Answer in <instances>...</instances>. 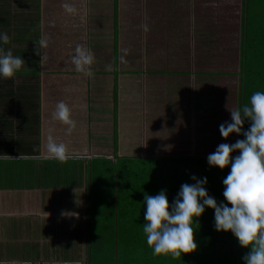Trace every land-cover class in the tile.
Returning a JSON list of instances; mask_svg holds the SVG:
<instances>
[{"label": "crops", "instance_id": "1", "mask_svg": "<svg viewBox=\"0 0 264 264\" xmlns=\"http://www.w3.org/2000/svg\"><path fill=\"white\" fill-rule=\"evenodd\" d=\"M79 1L80 7L71 10L76 18L89 8L88 0L84 6ZM182 1L97 0L98 20L84 18V28H77L72 40L78 33L97 36L107 30L116 49V24L127 18L125 24L132 31L127 40L130 49L138 48L141 59L135 65L143 69L142 79L133 84L132 91L149 95L156 88L158 92L153 91L148 110L145 105L133 106L131 101L119 99L116 81L112 89L109 83L98 82L103 76L96 81L89 77L87 68L73 71L78 60L64 63L66 59L60 61L54 53L41 60L37 54L41 38L51 40L53 32L55 39L58 28L74 29L66 22V26L56 25L57 15L68 14L61 0L44 2L48 25L43 27L42 0H0V33L10 38L8 43H0V49L25 60L12 78H0V264L93 262L88 249V165L100 154L98 145L106 136L116 139L120 114L125 110L129 115H123L131 117L136 128L140 125L145 139L157 143L160 154H164L163 147H173L168 155L195 151L199 144H221L219 126L232 107L226 111L216 100L206 98L220 92L226 101L237 95L232 89L230 63L215 55L202 59L193 55L184 65L183 59L158 53L171 44L165 43L166 33L182 28L186 32L188 19L194 18L189 12L194 9L193 0ZM55 44L48 43L44 49L56 50ZM62 78H68L65 84ZM105 89L111 91L110 99ZM61 103L67 109L63 119L56 115ZM73 118L79 121L75 126L69 123ZM64 129L67 134L63 136ZM53 144L80 150L66 152L68 158L60 160L51 158ZM116 158L114 150L113 160ZM63 212L78 215L64 216Z\"/></svg>", "mask_w": 264, "mask_h": 264}, {"label": "trees", "instance_id": "2", "mask_svg": "<svg viewBox=\"0 0 264 264\" xmlns=\"http://www.w3.org/2000/svg\"><path fill=\"white\" fill-rule=\"evenodd\" d=\"M42 1L41 13L44 14L41 15V26L43 27L44 23L48 25V11L44 5V2L47 3L48 0ZM61 1L68 10V14H66L68 16L66 17L65 14L57 15L56 25L58 27L61 23L63 25V22H66L71 26L77 25V28L82 30L84 24L81 23L86 21L85 19L98 20L95 19L98 14V9H96L97 0H88V10L86 9L84 15L80 13L83 18L80 17V14L79 18H76L77 13H74L75 10L71 12L76 5L80 6L79 0L76 2L75 0L71 2ZM172 1L176 3L179 0ZM182 2L188 4L192 0ZM82 3L84 6V0ZM193 3L194 9H190L189 12L193 13L191 16L194 18L193 20L188 19L186 23L187 31L185 32L182 28V30L178 29L179 32L166 33L165 43L171 44L169 47H163L161 52L158 53L160 56L172 60L183 59L185 61L184 65L188 64L193 55H197L200 59L215 55L222 61L223 59L227 60L232 66L229 74H232V89L237 95L232 96L230 99L227 97L228 99L225 101L221 95L222 93L217 94L214 92L217 97L211 95L206 99L208 101L216 100L215 104L221 105V108L226 111L231 109L230 107L232 109L241 107L248 102L249 97L253 94L249 91V88H256L258 84L262 85L259 91H264V65H262L264 64L262 58L264 57V13H255L251 6V0H193ZM177 18L182 19L183 15ZM255 18L260 19L256 20ZM125 19H122L123 22L118 21L116 24L118 35L116 49L113 48V41L108 39L112 37L111 31L106 30L105 33H98L97 36L92 33H85V35L78 33L77 39L74 41L78 50L73 58H75L74 61L78 60L79 63L74 65L72 69L78 72L83 67L87 68L89 69V77L96 81L97 78L103 76V79L101 78L102 80L98 82H103L104 85L109 83L112 89H114V81H116L115 88L120 97L119 99H127V101L132 102L133 106L145 105L150 110L151 96L158 92H156V88L149 95L132 91L133 84H139L140 79H142L143 69L142 65H135L141 59V54L138 52V48L130 49L129 40L127 39L132 31L125 24L128 19L127 21ZM226 22V27L221 28ZM46 29L48 30V28ZM57 35L54 39L52 32L50 34L51 40H47V38H41V40L48 41L47 45L48 43L52 45L53 42L57 44L59 41ZM249 51L255 52L251 56L257 57L261 62V64L256 62L253 64L260 65L255 69L250 68L251 64L248 62ZM40 53L45 58H48L52 53H56L54 57L58 58L59 54L57 49L48 50L44 47H41ZM114 59L116 60L115 66ZM57 71L61 75L66 73L60 70L59 67ZM253 84L254 86H252ZM105 92L109 94L107 99H110L111 91L105 89ZM214 93L211 92L210 94ZM101 101L103 100L101 99ZM123 114L129 115L127 110L120 114L122 118L118 122L120 129H117L116 139L113 140L112 136H106L103 143L98 145L100 154L96 155L95 160L88 165L89 258L93 260L95 247L97 251L102 248H110L111 251L114 243L115 250L119 253L120 247L124 243L126 256L128 257L125 264H133L131 259L137 258L136 253L139 249H142V251L147 249L150 253L149 259L156 264H244L242 257L249 249L242 248L231 232H217L215 230L218 234L214 235L206 227L208 224L204 221L209 222L210 227L214 226V211H209V208L205 209L202 217L197 218L199 225H193L196 230L194 233L195 240L198 244L195 252L180 256L171 253L155 255L146 240L141 239L142 233L143 238L146 236L143 231L146 207L144 205L145 193L156 195L161 190H166L171 205L181 185L193 183L191 177L195 175L197 178L207 177L206 190L209 195L219 202L224 200L223 191L225 186L222 181L230 171V167L221 170L218 167L209 166L207 157L216 150L217 146L215 145L199 144L196 145L195 151H186L181 154L173 152V154L168 155L166 154L167 151L173 147H169L168 150L163 147L161 153L164 154H160L157 143L155 145L150 140L145 139L144 133L140 130L142 129L140 125L136 128L131 117ZM132 114L136 115L134 112ZM225 122H231V113L222 116L221 124ZM248 126L246 122L242 131L246 130ZM243 138L242 134L233 133L227 139L222 137L221 144L235 143L238 139ZM145 140H147L146 143ZM114 150L117 152L116 161L113 160ZM238 154V152L232 153L233 156ZM96 203L98 207H94ZM111 205L113 206L111 207ZM96 209L105 217L118 221V226L113 224L107 232L108 234L106 233L108 237L105 234L103 239H101V234L104 232H99L101 231V222L98 223L97 221L95 223ZM120 217L127 218L132 223H129V225L125 223L120 226ZM138 217L142 221H134ZM202 227H205V229ZM212 229L214 230L213 227ZM202 232L204 236L199 241L196 235L199 236ZM118 263L120 264V258Z\"/></svg>", "mask_w": 264, "mask_h": 264}, {"label": "clouds", "instance_id": "3", "mask_svg": "<svg viewBox=\"0 0 264 264\" xmlns=\"http://www.w3.org/2000/svg\"><path fill=\"white\" fill-rule=\"evenodd\" d=\"M7 33H0V43H8ZM47 46L46 40L40 41ZM37 54L41 55L37 49ZM41 55V59H44ZM25 60L14 56L11 50L0 49V78H12ZM230 110V109H229ZM63 103L58 105V115L66 116ZM231 122L219 126L220 134L227 139L231 134H242L235 143L219 144L207 157L209 166L221 170L230 167L223 179L224 200L217 201L206 190L207 177H191L193 183L181 185L171 205L166 190L156 195L145 193L143 231L147 244L155 255L180 256L195 252V228L206 208L214 210V227L217 232H231L242 248L249 249L242 257L244 264H264V91L254 92L248 102L230 110ZM248 128L243 130V125ZM239 153L233 156L232 153ZM51 158L67 159L63 144L50 145ZM75 191V190H74ZM64 216H77L63 212Z\"/></svg>", "mask_w": 264, "mask_h": 264}, {"label": "rangeland", "instance_id": "4", "mask_svg": "<svg viewBox=\"0 0 264 264\" xmlns=\"http://www.w3.org/2000/svg\"><path fill=\"white\" fill-rule=\"evenodd\" d=\"M251 6L254 9V12L255 13H264V0H251ZM79 7L80 6L77 5L75 8H79ZM59 10H57V11L59 12ZM255 19L258 20L260 18H255ZM63 26H66V25L64 24ZM70 27L71 28H74L72 32L69 29H67V28H62V29L58 28V33H57L58 34L57 35V38L59 40L57 42V51L59 53L58 56H57L58 57L57 59H59L60 61L66 59L64 61V63L71 62L73 59H75V58H73V56L76 54V52L78 50L77 46L74 44V42H72L73 37L75 36V34L77 32V25L70 26ZM251 31H252V29H251ZM81 35H85V34L83 33ZM254 54H255V52L249 51V55L250 56H249L248 62H249V64H251L250 65V68L251 69H255V68L259 67L260 65H257L258 63L261 64V62L257 59V57L255 58V57H252L251 56V55H254ZM262 58L264 60V57H262ZM255 62L257 64L253 65ZM262 65H264V64H262ZM62 67H65V66H62ZM66 68H70V67L67 66ZM263 69H264V66H263ZM78 74H80V73H78ZM67 79L68 78H62V82L61 83L62 84H65ZM252 86H254V84ZM261 87H262V85H258L257 84L256 88H251V89L249 88V91H251L252 93H254L256 91H259V89H261ZM230 90L232 92V89H230ZM78 122L79 121L77 119H74V118L71 121H69V123L73 124L74 126L77 125ZM65 134H67V130L66 129L63 130V136ZM61 140H67V139L63 138ZM85 144L86 143H83V148H85L84 147ZM65 149H66V152H77V151L80 150L79 148H76V149H73L72 148V149H70L68 147H65ZM188 180L191 181L190 178H188ZM97 205L98 204L96 203V205H94V207H98ZM112 206L113 205H111V207ZM116 207H117V203H116ZM210 210L214 211L213 209L209 208V211ZM136 215H138V214H136ZM97 217H98V219H97ZM94 218H95V223L97 221H98V223L101 222V224H100L101 225L100 226L101 227L100 228L101 231H99V232H104V233L101 234V239H103L104 236H105V234L107 232H109V230L112 228V225L113 224H115L116 226H118L117 225L118 224V221H116L114 219L112 220L109 217H105L103 214H100V211L97 210V209L95 210ZM200 220L203 221V219H201V218H200ZM134 221H138L139 222V221H142V220H141V218L138 217ZM93 222H94V219H93ZM204 222L208 224V226H206V227L208 228V230L210 232H212V234H214V235H217L218 234L215 231V227L214 226H212L214 228V230H213L212 227H210L209 222H207V221H204ZM125 223L127 225H129V223H132V221H129V219H127V218L120 217V226H122ZM104 224H105V227H104ZM202 228L205 229V227H202ZM120 232H121V230H120ZM140 233H142V232H140ZM107 234H106V236H107ZM203 236H204V233L203 232L199 236L196 235V237L199 239V241L202 239ZM141 239H145L146 240V236L143 238V233H142ZM111 244H112V242H111ZM143 244L145 245V243H143ZM115 249H116V247H114V243H113V249L111 251H110V248H108V249L107 248H102L99 251H97V248L95 247L94 256H93V262L90 263V264H119L118 263V259L119 258H120V264H125V262H127L126 258H128V257L126 256V251H125V245H124V243H122V246L120 247V252L119 253H117V251ZM118 255L120 256L119 258H118ZM136 255H137V258L136 259L135 258L131 259V262L133 264H156V263H152V261L149 259L150 253H149V251H147V249H145L143 251H142V249L137 250ZM147 257H148V259H147Z\"/></svg>", "mask_w": 264, "mask_h": 264}]
</instances>
